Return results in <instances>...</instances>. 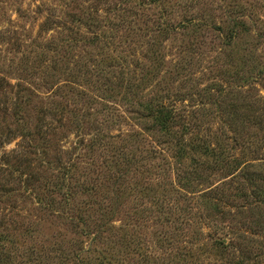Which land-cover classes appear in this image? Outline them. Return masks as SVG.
I'll list each match as a JSON object with an SVG mask.
<instances>
[{"label":"rangeland","instance_id":"1","mask_svg":"<svg viewBox=\"0 0 264 264\" xmlns=\"http://www.w3.org/2000/svg\"><path fill=\"white\" fill-rule=\"evenodd\" d=\"M0 264H264V0H0Z\"/></svg>","mask_w":264,"mask_h":264},{"label":"trees","instance_id":"2","mask_svg":"<svg viewBox=\"0 0 264 264\" xmlns=\"http://www.w3.org/2000/svg\"><path fill=\"white\" fill-rule=\"evenodd\" d=\"M175 115L176 116H174L173 111L169 110L164 114H160V116L157 118V121L161 123L163 128L165 127L169 130V128L171 126H173V124L176 121V118L179 114H175ZM155 119H156V117H155Z\"/></svg>","mask_w":264,"mask_h":264}]
</instances>
